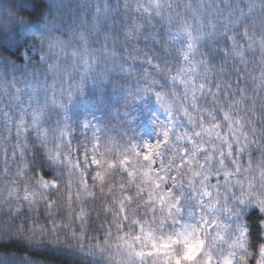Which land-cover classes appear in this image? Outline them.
I'll list each match as a JSON object with an SVG mask.
<instances>
[{
  "label": "snow or ice",
  "instance_id": "1",
  "mask_svg": "<svg viewBox=\"0 0 264 264\" xmlns=\"http://www.w3.org/2000/svg\"><path fill=\"white\" fill-rule=\"evenodd\" d=\"M10 16L0 241L90 264H264V0H61ZM92 89L119 105L78 116ZM179 213L199 223L166 234Z\"/></svg>",
  "mask_w": 264,
  "mask_h": 264
},
{
  "label": "clouds",
  "instance_id": "2",
  "mask_svg": "<svg viewBox=\"0 0 264 264\" xmlns=\"http://www.w3.org/2000/svg\"><path fill=\"white\" fill-rule=\"evenodd\" d=\"M60 2L61 0H0V15L5 17L4 22L0 23V25H4L11 19L10 14L12 16L27 20L30 18L29 13H35L42 10L43 15L47 17L50 13L54 14L57 11V5ZM64 2L67 3L68 0H64ZM37 4H39L40 7H38ZM100 95L101 94L97 90H90L87 98L80 101L77 105V115L84 116L87 113L93 112L94 108L99 106L100 111L94 112L95 115L99 116L106 114L107 108L105 105L118 106L120 103L119 98L113 94L110 89H107L103 93V104H100L99 102ZM140 116V126L146 130H150L147 113L141 110ZM2 203L3 202L0 201V204ZM8 210V207H0V228H2L5 223L11 219L7 216ZM199 219V213H197L196 216L191 220H189V218L184 213H179L176 216V222L172 223L169 221V223L164 227V232L167 234L174 229H179L186 222L189 224H198ZM20 222L23 221L21 220ZM224 223H229V221L225 220ZM61 239H63V237Z\"/></svg>",
  "mask_w": 264,
  "mask_h": 264
},
{
  "label": "trees",
  "instance_id": "3",
  "mask_svg": "<svg viewBox=\"0 0 264 264\" xmlns=\"http://www.w3.org/2000/svg\"><path fill=\"white\" fill-rule=\"evenodd\" d=\"M5 17L0 15V23ZM33 259L38 264H90L89 258L66 249L28 247L19 241H0V264H22Z\"/></svg>",
  "mask_w": 264,
  "mask_h": 264
}]
</instances>
